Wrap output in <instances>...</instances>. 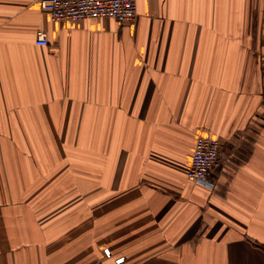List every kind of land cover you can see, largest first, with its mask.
<instances>
[{
  "label": "crops",
  "instance_id": "1",
  "mask_svg": "<svg viewBox=\"0 0 264 264\" xmlns=\"http://www.w3.org/2000/svg\"><path fill=\"white\" fill-rule=\"evenodd\" d=\"M136 2L0 0V264H264V0ZM199 136L212 189L187 178Z\"/></svg>",
  "mask_w": 264,
  "mask_h": 264
},
{
  "label": "built area",
  "instance_id": "2",
  "mask_svg": "<svg viewBox=\"0 0 264 264\" xmlns=\"http://www.w3.org/2000/svg\"><path fill=\"white\" fill-rule=\"evenodd\" d=\"M40 5L51 20L57 22L103 17L126 23L137 17L136 0H40ZM48 42L44 31L37 32L38 45H47ZM221 149L220 138L197 137L187 172V178L191 183L207 189L215 187L212 174L219 163ZM108 260H112L113 264H125L124 256L115 257L109 249H104L103 258L91 264H106Z\"/></svg>",
  "mask_w": 264,
  "mask_h": 264
},
{
  "label": "rangeland",
  "instance_id": "3",
  "mask_svg": "<svg viewBox=\"0 0 264 264\" xmlns=\"http://www.w3.org/2000/svg\"><path fill=\"white\" fill-rule=\"evenodd\" d=\"M72 143L75 141H71ZM66 141H63V146L66 148L67 146L65 145ZM69 144V143H68ZM85 141H78V149H84L85 148ZM74 146L72 145L71 148H73ZM80 152L84 155L85 151L84 150H80ZM80 158V157H79ZM84 162V160H83Z\"/></svg>",
  "mask_w": 264,
  "mask_h": 264
}]
</instances>
